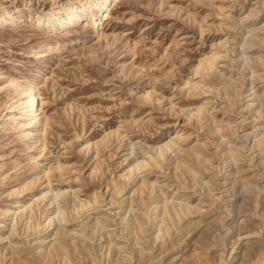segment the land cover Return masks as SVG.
I'll return each mask as SVG.
<instances>
[{
  "label": "rangeland",
  "instance_id": "374dc122",
  "mask_svg": "<svg viewBox=\"0 0 264 264\" xmlns=\"http://www.w3.org/2000/svg\"><path fill=\"white\" fill-rule=\"evenodd\" d=\"M76 3L0 0V264H264V0Z\"/></svg>",
  "mask_w": 264,
  "mask_h": 264
},
{
  "label": "bare ground",
  "instance_id": "6f19581e",
  "mask_svg": "<svg viewBox=\"0 0 264 264\" xmlns=\"http://www.w3.org/2000/svg\"><path fill=\"white\" fill-rule=\"evenodd\" d=\"M109 0H77L76 4H70L66 7L63 8L65 14L63 16H61L60 18H57L58 15V11L55 10H49L47 12L41 13L37 16L36 18V22L38 25H46L50 28H54V29H64L67 26H69L70 24L76 22L77 20H82L84 22H89L91 25L95 26L96 30L99 28V25L101 24V21L106 19V3ZM84 12V13H83ZM4 18L3 14L0 13V20ZM7 18H9L10 20L13 19L12 15H7ZM261 40V39H260ZM218 53V52H217ZM220 55V54H219ZM220 57V56H219ZM218 58V54H211L209 56H207L206 58L202 59V65H204V69L205 68H210L213 65V62ZM200 67V66H199ZM198 67V68H199ZM15 90L17 91L18 95H21L24 99L22 100V105L24 107L23 110V115L22 117H25L28 119V123L29 122H34L35 120H37V117L39 115V110H40V98L38 93L35 90V87L31 84L26 85V86H19L16 85L15 86ZM11 108L14 107V105H10ZM197 109V108H196ZM198 111H204V106H200L197 109ZM197 111V112H198ZM208 112V111H207ZM206 112V113H207ZM200 113V112H199ZM205 113V112H203ZM210 114V113H209ZM199 117V116H198ZM197 117V118H198ZM207 117V116H206ZM22 121V120H20ZM18 123V122H17ZM25 124V123H24ZM26 135V134H25ZM262 139V138H261ZM174 141L173 140H168L165 143L159 144L156 147V156L157 157H153L150 156L148 160L145 159H135V163L131 166V168L128 171V174L133 175L135 174V172L137 170H142V171H146L148 170L149 167H153V166H157L158 165V160L159 158H162L163 153L165 151H168L170 149V144H173ZM261 143V141H260ZM260 149V148H259ZM264 151V150H263ZM197 154V153H196ZM150 160V161H149ZM149 166V167H148ZM146 168V169H144ZM128 174L123 173L122 177H126L128 176ZM144 180V179H143ZM146 181V180H145ZM142 183L147 186V183H145L144 181H142ZM150 185H153V183H150ZM148 187V186H147ZM146 190V189H145ZM140 191V190H139ZM151 192V191H150ZM143 193V192H141ZM142 195V194H141ZM57 197V196H56ZM55 200V199H54ZM16 203V202H15ZM12 203V204H15ZM90 202L87 201V203L85 204H89ZM158 202L156 203L157 206ZM184 204V203H183ZM84 204H81V206H83ZM172 205V204H171ZM34 206V205H33ZM87 206V205H86ZM163 208V213L168 212V205L167 202H164V204L160 205ZM176 206V205H175ZM24 207V206H23ZM174 207V206H173ZM28 208V204L27 206H25L21 211H24ZM83 208V207H82ZM85 208V206H84ZM87 208V207H86ZM89 208V207H88ZM186 208V207H185ZM174 209V208H173ZM180 209V207H179ZM187 210L188 207H187ZM10 211V209H6V212L8 213ZM30 211V210H29ZM18 211L17 209H15L12 213L10 214H16ZM161 212V211H160ZM170 212V211H169ZM179 212V211H178ZM186 212V211H185ZM190 213V211H188ZM57 213V212H56ZM61 212H58V214H61ZM175 213V212H174ZM177 213V210H176ZM9 213L7 215H10ZM21 214V213H20ZM25 215V214H24ZM167 215V214H166ZM177 215V214H176ZM182 215V213H181ZM174 216V215H173ZM183 216V215H182ZM58 217V215H57ZM51 218L52 216L49 218V221L46 223V227L49 226L51 223ZM149 218V216L147 217ZM173 218V217H172ZM177 218V217H176ZM154 219V218H153ZM156 219V218H155ZM162 219V218H161ZM179 219V218H178ZM59 220H67L65 219L64 215L60 217L59 215ZM150 220V218H149ZM165 220V218H164ZM168 220V219H167ZM65 222V221H63ZM159 222V221H157ZM166 222V221H165ZM155 223V222H154ZM163 223V222H162ZM141 224V223H140ZM7 226V229H6ZM15 225H11V227H8V225L3 224L0 225V230H5V231H9V235H7V237H10L13 233V230L15 229ZM171 226V225H170ZM167 227V226H166ZM59 229V228H58ZM137 229V228H136ZM159 229V228H158ZM161 231V230H160ZM159 231V232H160ZM166 231V230H165ZM16 232V231H15ZM162 232V231H161ZM60 231L57 230L54 234H59ZM157 236V235H156ZM158 237V236H157ZM4 239L3 235L0 237V240ZM43 241H45L47 238L46 236H44ZM250 241V240H249ZM245 242V241H244ZM247 242V241H246ZM246 245V244H245ZM59 248V247H58ZM62 248V247H61ZM241 248V246H240ZM250 248V247H249ZM243 253L245 252L246 248H243ZM241 251V250H240ZM242 253V252H241ZM242 257V255H241Z\"/></svg>",
  "mask_w": 264,
  "mask_h": 264
}]
</instances>
